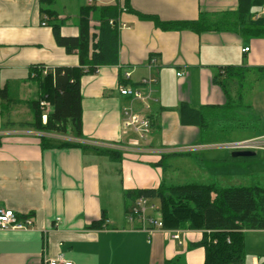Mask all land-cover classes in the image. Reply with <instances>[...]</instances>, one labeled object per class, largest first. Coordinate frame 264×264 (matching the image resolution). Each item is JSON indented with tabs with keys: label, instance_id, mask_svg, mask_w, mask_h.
Here are the masks:
<instances>
[{
	"label": "crops",
	"instance_id": "0c3cea01",
	"mask_svg": "<svg viewBox=\"0 0 264 264\" xmlns=\"http://www.w3.org/2000/svg\"><path fill=\"white\" fill-rule=\"evenodd\" d=\"M107 6L118 7L119 65L82 78L83 137L75 138L25 124L33 121L29 102L40 95L31 68L75 67L79 55L58 46L52 28L42 25L39 0H0V90L6 88L9 96L7 102L0 98V208L34 220L27 231H0V264H45L59 256L73 264L205 262V249L198 245L203 231L144 232L127 222L124 194L171 182L167 158L202 143L198 127L181 123L180 106H223L226 96L214 84L215 74L229 66L264 69V37L245 34L238 20L240 0H56L53 10L63 21L62 35L77 37L82 9L93 7L90 33L97 36L98 9ZM262 9H252L254 20L264 17ZM140 15L163 22L205 16L214 28L163 31ZM260 75L264 81V70ZM123 79L152 90L151 98L143 103L121 96ZM255 79L246 87V115L260 119L261 127L239 131L264 136V103L256 110L264 102V86L256 89ZM150 80L151 86L143 84ZM127 107L151 120L146 139L123 129ZM41 137L80 145L43 148ZM92 148L119 151L122 158L113 161ZM103 219L102 228L89 229ZM245 251L243 264H264V230L245 232Z\"/></svg>",
	"mask_w": 264,
	"mask_h": 264
},
{
	"label": "trees",
	"instance_id": "16d2710c",
	"mask_svg": "<svg viewBox=\"0 0 264 264\" xmlns=\"http://www.w3.org/2000/svg\"><path fill=\"white\" fill-rule=\"evenodd\" d=\"M55 1L39 0L44 21L47 18V25L52 28L58 46L69 54L77 53L80 64L55 69L42 66L31 68L30 74L38 83L40 95L38 100L29 102L33 121L25 125L42 133L82 138V78L85 75H95L101 67L119 65V12L117 6L98 9L100 28L95 36L90 33V21L91 13L97 10L93 7L83 8L79 18V36L66 37L62 35L63 21L59 20V15L53 10ZM127 7L128 11H132L129 4ZM254 7H264V0H240L238 20L245 26V34L264 37V17L254 20L256 13L251 12ZM140 17L152 20L163 31L188 29L201 33L214 28L213 23L205 16L196 21L177 22H163L155 16ZM263 70L233 66L219 68L213 82L224 91L226 103L223 106H204L200 109L182 104L181 123L198 127L203 144L228 142L236 131L260 129L261 125L256 123L261 120L248 118L246 115L249 106L246 104L245 94L246 87L254 76V82L262 80L260 72ZM121 84L131 87L126 79ZM233 88L236 93L232 92ZM0 98L8 101L6 88L0 90ZM44 101L51 105L46 123L42 118L41 103ZM41 141L43 148L80 145L48 137H41ZM1 143L0 139V146ZM92 149L113 161H120L122 158L119 151ZM141 197L159 201L165 229L204 232L202 241L198 243L206 252L204 264H243L246 258L245 232L264 230V179H259L252 186L220 187L216 181L182 184L162 182L156 189L129 190L124 194L126 215ZM104 223L105 219L93 222L89 229H100ZM165 264L185 263L177 258L166 261Z\"/></svg>",
	"mask_w": 264,
	"mask_h": 264
},
{
	"label": "rangeland",
	"instance_id": "374dc122",
	"mask_svg": "<svg viewBox=\"0 0 264 264\" xmlns=\"http://www.w3.org/2000/svg\"><path fill=\"white\" fill-rule=\"evenodd\" d=\"M263 86L264 81L260 80L255 88ZM263 103H259L257 111L263 108ZM254 115L251 114L252 117ZM260 137L263 135L244 130L232 134L228 142L201 143V147L176 150L175 155L180 156L167 158L166 175L171 180L170 183L175 184L216 181L220 187L255 185L259 179H264V150H254V157H233V153L237 151L231 150L229 144ZM152 203L160 206L158 200H153Z\"/></svg>",
	"mask_w": 264,
	"mask_h": 264
},
{
	"label": "built area",
	"instance_id": "2783aa9c",
	"mask_svg": "<svg viewBox=\"0 0 264 264\" xmlns=\"http://www.w3.org/2000/svg\"><path fill=\"white\" fill-rule=\"evenodd\" d=\"M93 0H90L92 2ZM264 14V7L262 9ZM47 26V18L42 24ZM122 27H126L123 25ZM245 51H249L247 48ZM155 62L153 59L152 61ZM181 74H179L180 76ZM126 79L130 78V74L125 75ZM154 80L144 81L143 84L151 86ZM119 92L121 96L129 98L134 101L145 103L151 98L152 90L144 92L140 88L120 85ZM41 107L43 109V121L47 122V116L51 110V105L48 102H42ZM122 126L126 131L134 132L139 138L146 139L152 131V122L147 116H143L140 113L134 111L132 107L124 108L122 111ZM229 148L233 151H254L264 150V136L253 140L243 141L239 143L229 144ZM179 151V150H178ZM152 199L141 197L139 198L129 213L126 215V220L132 225H138V229L153 233L155 231L167 230L164 228V223L161 216L160 206L152 203ZM34 226V220L31 216L20 217L15 211L0 208V231H27ZM173 239H178L179 235L172 236ZM45 264H73L66 261L62 256L56 259L47 261Z\"/></svg>",
	"mask_w": 264,
	"mask_h": 264
},
{
	"label": "water",
	"instance_id": "95a60500",
	"mask_svg": "<svg viewBox=\"0 0 264 264\" xmlns=\"http://www.w3.org/2000/svg\"><path fill=\"white\" fill-rule=\"evenodd\" d=\"M256 152L254 151H237L233 153V157H254Z\"/></svg>",
	"mask_w": 264,
	"mask_h": 264
}]
</instances>
